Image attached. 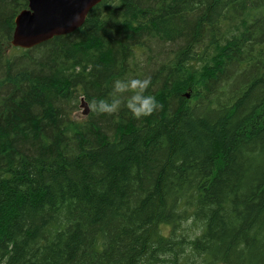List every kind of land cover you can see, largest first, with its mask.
I'll list each match as a JSON object with an SVG mask.
<instances>
[{
  "label": "trees",
  "instance_id": "obj_1",
  "mask_svg": "<svg viewBox=\"0 0 264 264\" xmlns=\"http://www.w3.org/2000/svg\"><path fill=\"white\" fill-rule=\"evenodd\" d=\"M27 8L0 0V264H264V0H105L22 50ZM145 77L151 116L80 114Z\"/></svg>",
  "mask_w": 264,
  "mask_h": 264
},
{
  "label": "water",
  "instance_id": "obj_2",
  "mask_svg": "<svg viewBox=\"0 0 264 264\" xmlns=\"http://www.w3.org/2000/svg\"><path fill=\"white\" fill-rule=\"evenodd\" d=\"M28 9L15 21L12 45L30 49L56 36L70 34L83 26L88 13L103 0H27ZM84 116L90 114L82 101Z\"/></svg>",
  "mask_w": 264,
  "mask_h": 264
},
{
  "label": "clouds",
  "instance_id": "obj_3",
  "mask_svg": "<svg viewBox=\"0 0 264 264\" xmlns=\"http://www.w3.org/2000/svg\"><path fill=\"white\" fill-rule=\"evenodd\" d=\"M150 85V77L117 79L112 84L110 99L93 98L88 107L97 114L112 115L123 104L135 119L151 116L159 110L160 104L154 95L148 93Z\"/></svg>",
  "mask_w": 264,
  "mask_h": 264
},
{
  "label": "bare ground",
  "instance_id": "obj_4",
  "mask_svg": "<svg viewBox=\"0 0 264 264\" xmlns=\"http://www.w3.org/2000/svg\"><path fill=\"white\" fill-rule=\"evenodd\" d=\"M154 6V5H153ZM64 64V63H63ZM65 65V64H64ZM93 81V80H92ZM91 92V91H90ZM88 93V92H87ZM48 147V146H47ZM11 190V189H10Z\"/></svg>",
  "mask_w": 264,
  "mask_h": 264
},
{
  "label": "rangeland",
  "instance_id": "obj_5",
  "mask_svg": "<svg viewBox=\"0 0 264 264\" xmlns=\"http://www.w3.org/2000/svg\"><path fill=\"white\" fill-rule=\"evenodd\" d=\"M80 113H81V109H80Z\"/></svg>",
  "mask_w": 264,
  "mask_h": 264
}]
</instances>
